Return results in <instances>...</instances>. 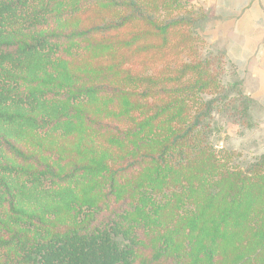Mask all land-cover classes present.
<instances>
[{
  "label": "trees",
  "instance_id": "1",
  "mask_svg": "<svg viewBox=\"0 0 264 264\" xmlns=\"http://www.w3.org/2000/svg\"><path fill=\"white\" fill-rule=\"evenodd\" d=\"M136 4L0 0V264H264V154L216 150L262 107L224 49L154 78L137 36L105 39L179 25Z\"/></svg>",
  "mask_w": 264,
  "mask_h": 264
},
{
  "label": "rangeland",
  "instance_id": "2",
  "mask_svg": "<svg viewBox=\"0 0 264 264\" xmlns=\"http://www.w3.org/2000/svg\"><path fill=\"white\" fill-rule=\"evenodd\" d=\"M127 1V0H126ZM136 5L150 15L155 22L176 21L179 23L172 28L163 39L151 26L145 22H135L126 28L110 33L105 39L122 40L137 36L140 40L136 49L129 51V56L136 58L139 63L143 58L153 63V77L161 74L177 76L186 63L191 59H214V67L222 59L218 52L223 49L219 40H216L211 25L214 16L210 10L203 7L201 0H135ZM91 9L80 16L81 25L97 24L101 21H110L125 11ZM141 70V69H139ZM175 71V74L170 71ZM224 85L228 94L233 97L237 92L247 95V87L238 75H234L226 67L224 70ZM169 73V74H168ZM188 74L184 76L186 78ZM164 78V77H163ZM249 118L255 123L252 129H245L232 122L223 123L218 137L216 150L222 146L235 154L239 161L252 160L253 157L264 154V109L254 107ZM221 120H224L222 118ZM237 162V163H238Z\"/></svg>",
  "mask_w": 264,
  "mask_h": 264
},
{
  "label": "crops",
  "instance_id": "3",
  "mask_svg": "<svg viewBox=\"0 0 264 264\" xmlns=\"http://www.w3.org/2000/svg\"><path fill=\"white\" fill-rule=\"evenodd\" d=\"M201 3L213 14V35L245 82L248 95L264 109V0Z\"/></svg>",
  "mask_w": 264,
  "mask_h": 264
}]
</instances>
